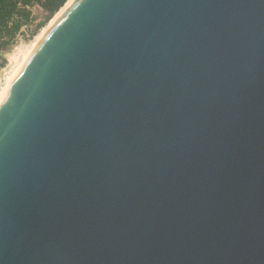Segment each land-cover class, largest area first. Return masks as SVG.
Listing matches in <instances>:
<instances>
[{
  "label": "water",
  "instance_id": "obj_1",
  "mask_svg": "<svg viewBox=\"0 0 264 264\" xmlns=\"http://www.w3.org/2000/svg\"><path fill=\"white\" fill-rule=\"evenodd\" d=\"M0 264H264V0H74L0 99Z\"/></svg>",
  "mask_w": 264,
  "mask_h": 264
},
{
  "label": "rangeland",
  "instance_id": "obj_2",
  "mask_svg": "<svg viewBox=\"0 0 264 264\" xmlns=\"http://www.w3.org/2000/svg\"><path fill=\"white\" fill-rule=\"evenodd\" d=\"M42 1L30 0L24 6L30 11L29 20L14 13L7 21L6 26L0 25V50L2 54L0 57V97L2 92H5L3 89H7L8 85L10 86V79L16 76L14 73L19 72L18 70L22 68L31 55L34 42L62 8L45 21L48 11L41 5ZM40 23L43 25L31 35L36 25Z\"/></svg>",
  "mask_w": 264,
  "mask_h": 264
},
{
  "label": "trees",
  "instance_id": "obj_3",
  "mask_svg": "<svg viewBox=\"0 0 264 264\" xmlns=\"http://www.w3.org/2000/svg\"><path fill=\"white\" fill-rule=\"evenodd\" d=\"M29 1L30 0H0V25L6 26L7 21L14 13L21 15L26 20H29L30 11L24 7L29 3ZM66 1L67 0H43L41 5L48 11L45 21H47L57 10H59ZM42 25V23L37 24L31 35H33Z\"/></svg>",
  "mask_w": 264,
  "mask_h": 264
},
{
  "label": "bare ground",
  "instance_id": "obj_4",
  "mask_svg": "<svg viewBox=\"0 0 264 264\" xmlns=\"http://www.w3.org/2000/svg\"><path fill=\"white\" fill-rule=\"evenodd\" d=\"M74 0H67L66 2H65V4L62 6V8L59 10V12L55 15V17L52 19V21H51V23H49V25H48V27L46 28L45 27V29L42 31V33L39 35V37L37 38V40L34 42V48H33V51H34V49L38 46V44L42 41V39L45 37V35L48 33V31L50 30V28L53 26V24L57 21V19L64 13V11L72 4V2H73ZM39 34V33H38ZM33 44V43H32ZM32 51V52H33ZM22 57V56H21ZM29 58V57H28ZM24 65V64H23ZM19 69H20V67H19ZM18 71H20V70H18ZM17 73L18 72H16V73H14V74H16L17 75ZM16 77V76H15ZM14 77V78H15ZM14 78H11L10 80V83H12V81L14 80ZM9 82V81H8ZM8 87H9V85H8ZM8 89V88H7ZM7 89L5 88V89H3V90H5V92L7 91ZM5 92H2V95H1V97H0V99L3 97V95L5 94ZM0 94H1V91H0Z\"/></svg>",
  "mask_w": 264,
  "mask_h": 264
},
{
  "label": "built area",
  "instance_id": "obj_5",
  "mask_svg": "<svg viewBox=\"0 0 264 264\" xmlns=\"http://www.w3.org/2000/svg\"><path fill=\"white\" fill-rule=\"evenodd\" d=\"M2 56V54H1V50H0V57Z\"/></svg>",
  "mask_w": 264,
  "mask_h": 264
}]
</instances>
